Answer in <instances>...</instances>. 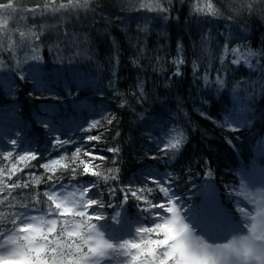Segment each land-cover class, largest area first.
<instances>
[{"label":"trees","instance_id":"16d2710c","mask_svg":"<svg viewBox=\"0 0 264 264\" xmlns=\"http://www.w3.org/2000/svg\"><path fill=\"white\" fill-rule=\"evenodd\" d=\"M160 3L90 0V10L52 13L51 0H15L0 9V234L28 210L50 213L60 234L48 196L84 187L85 200L103 204L87 209L105 217L108 234L154 227L151 204L168 203L154 181L171 184L180 207L200 214L209 199L222 221L242 222L241 188L264 175V0H171L167 17L150 10ZM174 138L179 150L168 147ZM140 189L144 200L129 191ZM118 209L123 226L113 223Z\"/></svg>","mask_w":264,"mask_h":264},{"label":"snow or ice","instance_id":"6c2138e0","mask_svg":"<svg viewBox=\"0 0 264 264\" xmlns=\"http://www.w3.org/2000/svg\"><path fill=\"white\" fill-rule=\"evenodd\" d=\"M90 0H67L66 3H60L58 6L55 0H51L52 6L45 5L44 8L52 13H62L65 10H90ZM164 4L171 5V0H161V3L156 8H151V11L158 12L167 17L168 8ZM12 4H0V9L11 8ZM144 8H149L148 5H142ZM195 11H204L205 9L195 8ZM208 12H212L211 5L207 6ZM31 11L38 12L39 9ZM23 35V33H21ZM37 40L39 35L33 33ZM208 37H203L205 42ZM180 51L178 47V52ZM239 52V49L233 50ZM247 58L258 56V53L249 51ZM239 59H234L232 63H240ZM175 63V62H174ZM182 63V61H180ZM223 65V64H222ZM252 67L251 64H248ZM194 72L197 66L193 65ZM176 75H179L177 72ZM222 74H218L215 78V83L223 87L224 80L220 78ZM201 79L205 84H209L207 74ZM141 97L143 98V87H140ZM111 122V121H109ZM99 122H95L93 127ZM90 140L98 139V137H89ZM15 145L16 141H11ZM65 141L57 140L58 145H62ZM182 146L181 138H174L168 145L169 148L179 150ZM113 151H116L115 149ZM33 159L35 155L30 153ZM11 153H9V157ZM21 160L25 157L21 156ZM44 167H48L45 165ZM65 168L68 166L65 165ZM15 171V166H13ZM84 173H91L94 176H99L100 173L94 172L87 164L83 168ZM107 179V177H105ZM159 184V191L162 193L161 199H167L168 207L164 204H151L148 211H155L158 218H163V223H156L153 220L154 227H138L137 234L155 233L157 237L162 238L145 239L140 236L139 239H125L119 243H115L106 238L105 233L98 227V221L104 220L103 215L88 216L86 211H76L75 208L87 209L96 205L103 207V204L98 203L95 199L89 198L87 203L83 202V197L89 192L87 187L79 190V195L76 192H61L57 194L53 190V194L48 196V200L55 205L52 211L59 212L64 223L60 226L61 235L65 234L68 238L79 237L82 243H63L60 237L55 236L57 232L58 221L52 219L44 221L43 218L33 217V220H39L40 224H47V229L43 226H36L33 223L26 222L28 217L21 215L19 223L22 225L19 229L9 234L4 232L0 234V264H100L101 260L108 257H126V264H264V229L257 230L254 219L250 221L251 229L249 235L240 240L233 241L224 245H214L204 242L197 237L188 223L185 222L184 216L181 215V207L178 206L179 197L170 192L169 184L164 186L160 181H154ZM26 186V185H25ZM11 187H20L19 185H11ZM63 187V186H61ZM131 196L136 199L144 200V189H140V195L136 191H131ZM151 191V189H147ZM62 199L63 203H58L57 198ZM127 199V197H125ZM79 201V203H78ZM72 205L74 207H70ZM163 213V217L159 214ZM168 214H171L169 217ZM68 216L79 217L80 223H69L66 219ZM87 217V223L84 222ZM95 220L97 223H93ZM16 223V218H13V224ZM75 228L76 230H69ZM86 229V231H85ZM50 237H52L50 239ZM87 247L85 252L83 249ZM110 264V261L107 262Z\"/></svg>","mask_w":264,"mask_h":264},{"label":"rangeland","instance_id":"374dc122","mask_svg":"<svg viewBox=\"0 0 264 264\" xmlns=\"http://www.w3.org/2000/svg\"><path fill=\"white\" fill-rule=\"evenodd\" d=\"M240 193L242 194L241 204L243 206L242 213L240 216L242 222L239 223L231 222L230 224H228L222 221L223 222L222 223L221 219L217 215V210L215 205L212 204V201L209 202V199H207L206 204L203 206V208L200 211V214L196 213L193 210H187L184 208V206L183 207L181 206L182 209L181 215L184 216L185 222L190 225L194 234L208 244L224 245L231 243L233 241L240 240L241 238L249 235L251 229L250 221L253 219L254 222L256 223L258 231L264 229V175H258V172L255 173L253 176H251L248 179L245 185H243ZM82 199L84 203H87V200H85L84 198ZM95 200L98 203H100V200L98 198H95ZM156 204H164L165 208L169 206L167 202H160ZM69 206L74 207L72 205ZM74 210L86 211L88 216H97V213L94 210L88 211V209H79V208H75ZM35 213L36 212L34 210L26 211L25 214L28 217L26 222L33 223L38 227L43 226L46 230L48 226L46 223L41 225L38 219L37 220L32 219L33 217L41 218L39 215H36ZM50 216L51 214L47 213L43 218V220L50 221L51 220ZM120 216H121V210L118 209L115 211V214L113 215V223L115 224V226H123V222L121 221ZM159 216L163 217V213H160ZM168 216L170 217L171 214H168ZM66 219L69 221V223H74V224L80 223L79 217H75L73 219V217L68 216ZM61 222L64 223V220L62 218H61ZM84 222L87 223V217H85ZM92 222L97 223L95 220H93ZM157 223H163V218H158ZM18 224L19 226L17 229L22 227L20 223ZM98 227L101 231L105 233L107 239L115 243H119L125 239H139L140 236H143L145 239L151 237L149 234H137L138 227H145L143 223L139 224L138 227L135 229L124 227L125 228L124 232L113 233V234H108V232L101 227L99 222H98ZM69 230L75 231L76 229L72 228ZM55 236L60 237V240L63 243H72L73 241H75L76 243H82L79 237L68 238L66 233L63 235H61V233L55 234ZM0 243H3V241H0ZM83 250L86 252L87 247H84ZM127 259L128 258L126 257H120V256L108 257L105 260H101L100 264H107L108 261H110V264H126Z\"/></svg>","mask_w":264,"mask_h":264},{"label":"water","instance_id":"95a60500","mask_svg":"<svg viewBox=\"0 0 264 264\" xmlns=\"http://www.w3.org/2000/svg\"><path fill=\"white\" fill-rule=\"evenodd\" d=\"M15 0H7V1H5V2H0V4H7V3H13Z\"/></svg>","mask_w":264,"mask_h":264}]
</instances>
